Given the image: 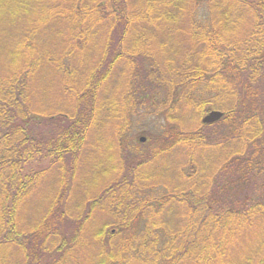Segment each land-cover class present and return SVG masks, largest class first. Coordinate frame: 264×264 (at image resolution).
<instances>
[{"label": "trees", "instance_id": "1", "mask_svg": "<svg viewBox=\"0 0 264 264\" xmlns=\"http://www.w3.org/2000/svg\"><path fill=\"white\" fill-rule=\"evenodd\" d=\"M87 255L264 264V0H0V264Z\"/></svg>", "mask_w": 264, "mask_h": 264}, {"label": "water", "instance_id": "2", "mask_svg": "<svg viewBox=\"0 0 264 264\" xmlns=\"http://www.w3.org/2000/svg\"><path fill=\"white\" fill-rule=\"evenodd\" d=\"M224 117V113L219 110H213L204 116L202 119L203 124L211 125L219 122ZM142 143H145L147 139L145 137L140 138Z\"/></svg>", "mask_w": 264, "mask_h": 264}, {"label": "rangeland", "instance_id": "3", "mask_svg": "<svg viewBox=\"0 0 264 264\" xmlns=\"http://www.w3.org/2000/svg\"><path fill=\"white\" fill-rule=\"evenodd\" d=\"M203 118H204V117H203ZM203 118H202V119H203ZM134 131H136L135 128H134ZM142 131H144V130H142ZM137 134H138V133H136V135H135V138H136L137 141H139V139L142 138V137H145V138H146V136H144V135H139V136H137ZM91 258H92V257H89V255L81 257V259H82V261H83V264H90L91 262L89 263L88 259H91Z\"/></svg>", "mask_w": 264, "mask_h": 264}]
</instances>
